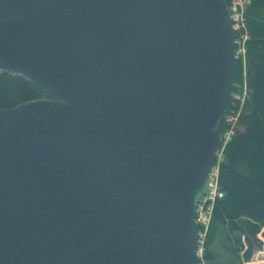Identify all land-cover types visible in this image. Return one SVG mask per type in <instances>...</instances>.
<instances>
[{"label": "water", "instance_id": "1", "mask_svg": "<svg viewBox=\"0 0 264 264\" xmlns=\"http://www.w3.org/2000/svg\"><path fill=\"white\" fill-rule=\"evenodd\" d=\"M223 0H0V264H197L193 202L233 85Z\"/></svg>", "mask_w": 264, "mask_h": 264}, {"label": "trees", "instance_id": "2", "mask_svg": "<svg viewBox=\"0 0 264 264\" xmlns=\"http://www.w3.org/2000/svg\"><path fill=\"white\" fill-rule=\"evenodd\" d=\"M223 1L230 5L229 0ZM247 1L238 33L246 37L243 56L246 98L239 103L230 97L225 109L226 113L236 105L235 110L241 113V126L221 149L218 187L223 197L212 207L204 253L208 264H239L238 253L244 245L243 257L248 259L253 249L260 246L256 234L264 223V0ZM235 36L233 33L232 38ZM242 67V60L237 59L232 91L236 84L242 83ZM38 99L56 98L26 77L0 70V111H11ZM223 127L222 120L220 130ZM193 230H197L196 226ZM216 242L222 257L214 251Z\"/></svg>", "mask_w": 264, "mask_h": 264}, {"label": "rangeland", "instance_id": "3", "mask_svg": "<svg viewBox=\"0 0 264 264\" xmlns=\"http://www.w3.org/2000/svg\"><path fill=\"white\" fill-rule=\"evenodd\" d=\"M245 2L241 5L240 7H237L233 9L230 8L228 9L231 13H233L234 18H236L237 20H240L241 16L239 14L244 12L245 9ZM242 36V35H241ZM241 36L239 37V35H236L235 38L233 39V45H234V53L235 56L237 57V59H241L242 60V83L241 84H236L234 86V89L232 91L231 89V93H230V97L232 100H236L239 103H241L245 98H246V84H245V69H246V63L245 60L243 59L244 56V43L246 41V38H244L243 40H241ZM229 97V98H230ZM229 100V99H228ZM235 105V104H233ZM236 106V105H235ZM235 106H232L231 109H227L226 113L224 114L222 120L224 121V127L220 130L219 132V148L217 149L216 153H215V157H214V161L212 163L211 166V178L216 179V182L214 183V185H212V181L210 179V181L208 182L207 185L204 186V188H202V190L200 191V193L197 195V203H198V207L196 209V213H197V217L196 220L198 219V222H196V225L198 224V226H196L198 229V234L200 233V235H198V239H200L201 237L204 238V243L202 245V249L200 252L199 257H196L197 260V264H208V262L205 261V250H206V240H207V235L210 231V226H211V221L209 220L208 217V211L210 209L209 204L210 202L207 203L206 197L211 193L212 191H219V187H218V167L219 164L222 162V155H221V149L222 147L233 137V135L235 134L236 130L240 128V117H241V113H239V111L235 110ZM214 182V181H213ZM216 186V187H214ZM214 187V188H213ZM202 201H204L205 203H202ZM211 204L213 205V202L211 201ZM193 226H195L193 224ZM259 231L256 234V236L261 233L264 237V223L262 225H260L259 227ZM197 231V230H196ZM196 231H194L196 233ZM196 239V236H195ZM257 239V238H256ZM243 244V243H242ZM242 248H244V246H242ZM243 249H241L238 253V263L241 264L242 261V257L243 254H241V251ZM214 251L216 252V254H220L221 257L223 256V252L221 251V248L219 247L218 242H216V245L214 246ZM217 254V255H218ZM251 256V254L249 255V257ZM244 259V258H243ZM247 260V259H245Z\"/></svg>", "mask_w": 264, "mask_h": 264}, {"label": "built area", "instance_id": "4", "mask_svg": "<svg viewBox=\"0 0 264 264\" xmlns=\"http://www.w3.org/2000/svg\"><path fill=\"white\" fill-rule=\"evenodd\" d=\"M229 1H230V5L227 6V9H230V8L235 9L236 8V10H237V7H240L241 3L243 4L245 2V4L247 5L248 2H249L247 0H229ZM228 15H229V20H230V29H231V32H232V34L233 33L234 34L236 33V35H238V33L242 29L243 13L239 14L241 16L240 17L241 19L240 20H237V21H236V18H234L233 13H231L229 10H228ZM244 38H246V37L244 35H242L241 36V40H243ZM234 57H235V61H236L237 60V57L235 56V53H234ZM210 172H211V167H210V170L208 172V175H207V178L205 180V183L203 185V188H204L205 185L208 184V182L210 181V179H211V181L213 179V178H211V173ZM213 181H212V185H214V183L216 182V179H213ZM217 181H218V178H217ZM214 187H216V186H214ZM212 190H211V193L206 197V200H205V202L207 201V203L210 202V204H209L210 209L208 211V217H209V220L210 221H211L212 207H213L214 203L217 200H219V199H221L223 197V194L220 191H217L216 192V191H212ZM199 193H197V195ZM197 195L195 196V199H194V202H193V224L195 226H198V224L196 225V222H198V219L196 220V217H197L196 209L198 207ZM211 201L213 202V205L211 204ZM205 202L202 201V203H205ZM198 235H200V233L198 234V229H197L196 233L194 232V236H196V239H195V254H196V257L197 256L199 257L200 252H201V249H202V245L204 243V238H203L204 236L201 237L200 239H198ZM256 238H257V241L260 243V246L255 247L253 249V251L251 253V256L247 260L243 259L244 257H242L241 264H264V237H263V235L261 233H259L256 236ZM242 242H243V240H242ZM245 249H246V246L244 245V248L241 251V254L244 253V250Z\"/></svg>", "mask_w": 264, "mask_h": 264}]
</instances>
